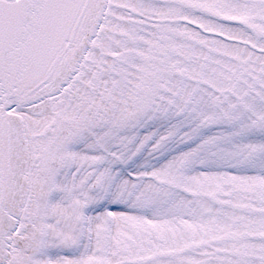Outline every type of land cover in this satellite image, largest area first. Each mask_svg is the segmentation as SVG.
Instances as JSON below:
<instances>
[{"label": "snow or ice", "instance_id": "obj_1", "mask_svg": "<svg viewBox=\"0 0 264 264\" xmlns=\"http://www.w3.org/2000/svg\"><path fill=\"white\" fill-rule=\"evenodd\" d=\"M0 264H264V0H0Z\"/></svg>", "mask_w": 264, "mask_h": 264}]
</instances>
